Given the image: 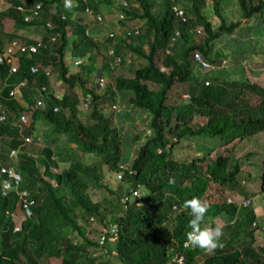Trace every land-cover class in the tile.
Here are the masks:
<instances>
[{
	"label": "trees",
	"instance_id": "obj_1",
	"mask_svg": "<svg viewBox=\"0 0 264 264\" xmlns=\"http://www.w3.org/2000/svg\"><path fill=\"white\" fill-rule=\"evenodd\" d=\"M7 2L0 11V53L14 39L33 42L21 38L20 30L42 26L45 34L35 53L18 54L14 72L7 60L0 63V167L18 173L17 190L33 200L26 213L17 192L0 195V264H111V252L117 264H197L201 254V264H264V216L253 212L255 201L264 211V144L258 143L263 147L257 179L243 172L237 156L239 141L264 132V89L250 82L244 68L253 65L254 55L248 64L242 58L234 68L229 66L228 73L199 79L191 57L197 50L220 64L226 56L214 48L215 42L231 47L242 36L239 30H255L254 24L252 30L245 26L248 22L241 26L243 18L255 16L264 31V0H234L236 8L229 11L224 0H74L70 11L64 0ZM36 3L38 16L24 21L27 11L18 12L16 6L27 9ZM111 5L118 9L116 22L128 32L109 36L113 25L105 30L102 21L100 28L94 24L93 37L85 36L79 15L84 6L101 14L100 6ZM4 18L13 31H3ZM135 22L133 32L127 26L133 28ZM114 70L118 73L110 72ZM50 73L56 86H51ZM20 81L24 86L9 96ZM41 86L44 95L38 93ZM121 91H128L127 101L148 114L143 121L146 136L128 166L121 162L123 140L111 120ZM248 94L256 96L254 103ZM36 99L42 100L41 108ZM81 99L88 105L83 116ZM26 115L22 122L20 117ZM58 137L64 139L61 144L54 143ZM185 137L203 143L216 137L221 143L210 149L214 155H198L191 151L192 143L180 144ZM257 155L250 151L245 159L256 163ZM105 173H113L126 187H111ZM5 177L0 173V184ZM254 178L258 187L252 193L241 180ZM101 188L114 197L93 200L92 192ZM135 188L142 191L137 197L128 192ZM123 195H129L124 204ZM193 197L210 205L206 222L212 225L207 220L217 216L227 219L220 238L223 247L206 253L184 245L192 217L182 204ZM116 209L120 213L114 215ZM9 211L22 216L17 231ZM93 222L99 226L96 238L90 236ZM109 224H116L117 240L100 246L99 235Z\"/></svg>",
	"mask_w": 264,
	"mask_h": 264
},
{
	"label": "rangeland",
	"instance_id": "obj_2",
	"mask_svg": "<svg viewBox=\"0 0 264 264\" xmlns=\"http://www.w3.org/2000/svg\"><path fill=\"white\" fill-rule=\"evenodd\" d=\"M224 1H225L224 6H226L229 9L230 6H228L227 1L226 0H224ZM73 5H74V0H73ZM6 6H7V0H0V10L4 9ZM99 9H100V12L102 14L103 24H104L102 26V22H101L99 25V28L102 26V28L106 30L108 28H111V26L107 25V24H112L113 29L110 31L116 32L117 26L120 25L116 22L118 9L113 5H111V7L109 6L107 8L104 6H100ZM242 22L243 21H240L241 25L246 24V23L243 24ZM247 22L248 23L245 26H248L250 28V30H252V28H253L252 26L254 24L255 30L248 32L247 37L238 36L237 40L233 41V43L231 44V47H229V51H231V53L230 52L229 53H230V55H232V57H234L236 59V61H238V60L242 61V58H243L244 63L247 62V64H248L251 61V57H252V54L248 50V48L253 47L254 52H256L255 57H260L259 63H260L261 67L259 65L252 66L251 68L255 71H251V68H249V67L247 68L248 65H245V67H244L246 69V72L250 75V77H253V76H259L260 73L262 72V69H264V37L255 36L254 34H262L263 35L264 31L259 30V26L257 25V19L255 16L248 18ZM136 23H138V22H136ZM11 24L12 23L10 20H7V18H4L2 21L3 30L13 31L14 28L11 26ZM91 27H94L93 23H91ZM69 31L70 30H68V33H69ZM110 31H107V32H110ZM239 31L241 34L242 32L246 33L249 30L244 27ZM107 32H106V34H107ZM17 33L22 35L21 38L26 37V39L28 38V39L34 40V39H40L44 35L45 30L41 26H33L27 30L26 29L20 30V32L18 31ZM220 47H221V41L214 43L215 49L220 48ZM240 51H242V54H240ZM242 63H241V65H242ZM256 64H258V63H256ZM117 69H119V68H117ZM123 69H124V67H123ZM195 69L199 72L198 77H197L196 73L194 72ZM116 70L110 71V72H112V74H116V73H118ZM194 71H193V74L197 77V79H199V77L201 75H208L211 73V72H209V70H205V69L200 68L197 63H194ZM103 73H105V72H103ZM107 79H109V77ZM49 80L51 82V86H56V84L53 83L54 77H53L52 73H50ZM60 90H62V89H60ZM184 93H186V91H184ZM129 95L130 94L128 91L118 92L117 97H118V99H120L119 100L120 102L117 105H116V103H113V104H115L116 110L113 111V117L111 119V120H113V122L117 126V130L119 131V133L122 136L123 142L121 145V162L125 166L129 165L131 159L134 156L133 150H135L137 148L136 146H138L139 144H141V142H143V138H145V136H146L145 133H147V130H148V128L146 126H144V123H143V121L147 118L148 114L146 112H143V110H141V109L133 107L127 101V97ZM188 95H189V93H186V97ZM182 96L184 97V95H182ZM180 97H181V95H180ZM81 102L82 103L79 105V110H80V114H81L80 116H83L84 114H86V109H87L88 105L85 101H83V99H81ZM254 102L255 101H253L252 103H254ZM106 111H107V107H104L103 112L105 113ZM41 128L43 129V128H45V126L40 127V129ZM44 132H45V130L43 131V133ZM258 140L259 139H256L254 136H252L249 139L239 141L240 143H239L238 147L242 150H240L238 152V155H237V156H241L239 158V160L241 161L240 166H241V169L243 170V172L249 173L251 177H255V178L260 173L259 160L262 157V156H260V151L263 147L262 145L264 144V143H262L264 140L263 135L260 137V140H261L260 144L262 143V145H258ZM63 141H64L63 137H58L54 140V143L55 144H61ZM187 142L193 144V145H189L190 147H193L191 149V151H193L194 154L197 153L198 155H205L207 153H210L209 152L210 149L216 150L217 148L214 147L215 144L217 146H219L221 143L216 137H215V139H209V140L207 139L206 141H204L205 143H203V141L201 142V140L198 137H195V138L185 137V138L180 140V144H185ZM197 142L199 144L194 146V144ZM229 146L230 145H226V146L224 145L223 147L224 148H230ZM250 151H255L258 154L257 156L254 157V161H256V163H251L252 158L245 159L246 155ZM210 155H214V152H211ZM105 176H106V183H108L111 187L113 185L114 187L118 186L120 189L121 188L123 189L127 185L126 183H123L122 181L119 182V180H116L115 175H113V173H111V174L105 173ZM255 178L252 179V182H254V184L250 181L247 182V180H244V182L247 183V188H249V190H247V191L252 192V193H255L257 191V187H258V183L256 182ZM252 184L254 185V188H252ZM138 192L142 193L140 188H138ZM91 197L93 200H98V201L103 202L102 199L103 200L106 198L112 199L114 197V194L107 191V189L101 188V189H97L96 191L92 192ZM262 197H263V195H262ZM254 199L256 200L257 198L254 197ZM255 202L257 203V201H255ZM256 203L253 204V205H255L253 212L256 213V215L264 216V211L261 208V204L257 205ZM107 208H109V206H107ZM112 213L114 215H117L120 213V211L118 209H116V210H113ZM109 215L110 214H107V217L105 220L108 219ZM207 221H211V223H212V225H211L210 222H206L209 226H212V227L219 226L222 230L223 225H224V223H226L227 219L223 216H217V217L208 219ZM89 226H90V234H91L90 236L92 238H96L97 233L99 231V226H98L97 222H95V223L93 222ZM261 229L263 231L262 238L264 239V225L261 227ZM203 255L204 254H201L197 258V264H201ZM108 260L110 261L111 264H117V260L115 259V253L114 252L109 253Z\"/></svg>",
	"mask_w": 264,
	"mask_h": 264
},
{
	"label": "clouds",
	"instance_id": "obj_3",
	"mask_svg": "<svg viewBox=\"0 0 264 264\" xmlns=\"http://www.w3.org/2000/svg\"><path fill=\"white\" fill-rule=\"evenodd\" d=\"M207 2L209 3V1H207ZM7 6H8V2H7ZM18 6L19 5L16 6V10L18 12L27 11V14H25L24 17L25 16H29V18L27 20H25L23 18L24 21H28V20H30V19L38 16L39 3H36V4L30 6L27 9H24L22 6H19V7H21V9H17ZM63 6H64L65 10H69L70 11L73 8V6H74L73 5V0H64ZM126 6H128L127 5V2H126ZM85 9H88L89 12H86ZM32 11H35V14L32 15ZM51 11H52V9H51ZM79 15L81 17V23L83 25H85L84 35L85 36H88V37H93L94 36L93 32L95 30H94L93 27H91V23H93V24H95V23L100 24L103 21L102 14H99L98 12L92 10L91 8H89L87 6H84V8L79 13ZM60 18H63L64 19V16L61 15ZM243 19H245V18H243ZM260 19H261L260 27H262V29H264V25H263L264 24V12H263V15H262V17ZM2 21H1V23H2ZM244 22L246 23L247 22V19H245ZM257 23H259V22H257ZM136 25H137V23L135 22L133 24V28L130 27V26H127V28H129L130 30H133V32H136V29L138 28ZM45 26H46L47 29H50L51 28V24L49 22H46L45 23ZM241 26H244V25H241ZM65 29L67 30V32H68V30H70V28H68V27H65ZM194 30H195L196 33L199 32L198 28H196V29L194 28ZM3 31H6V30H3ZM123 32H128V31H127V29L125 27H123L121 25H118L117 28H116V32L115 33H123ZM249 32H251V31H249ZM113 33H114L113 31H110L107 34L109 36H112ZM56 36H57V33L55 35H51L49 37V41L50 42H54ZM259 37H264V34L263 35L262 34L259 35ZM41 38L40 39H34L32 43H28V44H36L37 42H39V46L37 47V50H38V48L41 46V42H42L41 41ZM12 41H16V42L20 43L18 40H15V39L12 40ZM21 44H25V43H21ZM28 44H25V45H28ZM9 45L10 44H8L5 47V49ZM5 49L0 54H2L5 51ZM35 52H33V53H35ZM19 53L31 54V53H28V52H17L16 51V52H14V54H12V55H14V58L13 59H11V56H9V57L4 58L0 63H2L3 61L7 60L9 62V67H12V66L15 67L14 68V71H15V69H16L17 56H18ZM195 54L198 56L197 58L195 57ZM191 57H192V60H193L194 63H197L200 68L205 69V70H212L215 67V65H216L215 63L213 64L210 61H208L207 59H205L201 55V53L199 51H197V50L192 52ZM201 62H205L207 65L203 66L201 64ZM45 70L48 71V69H44V72H45ZM160 70L161 71H164V68L160 67ZM14 71H11L10 70V72H14ZM48 73H49V71H48ZM204 83L206 84V81ZM16 86H14L13 88H16ZM185 95L186 94H184V96ZM114 107L115 106H112V108H114ZM1 119H2V117H0V120ZM26 119H27V115H26ZM247 182H249V181L247 180ZM169 184L170 185H174L175 184V179L174 178H170L169 179ZM243 185H246L247 186V183L245 182ZM182 208L185 209V210H188L189 213H190V216L192 217L190 219V221H189V224H188V228L190 230L186 233V245H185L186 247L199 248V249H201L203 251H206V252L214 251L217 248L223 247L222 243L220 242V238L222 236V230H221V228L219 226L212 227V226H209L206 223V218L208 216L209 209H210V205L208 204V202L203 201L200 198L193 197L191 199L185 200L183 202V204H182ZM17 215L19 216V214H17ZM255 215H256V213H255ZM252 225H254V223Z\"/></svg>",
	"mask_w": 264,
	"mask_h": 264
},
{
	"label": "built area",
	"instance_id": "obj_4",
	"mask_svg": "<svg viewBox=\"0 0 264 264\" xmlns=\"http://www.w3.org/2000/svg\"><path fill=\"white\" fill-rule=\"evenodd\" d=\"M17 9H21V7L18 6ZM85 11L86 12H89L88 9H85ZM178 13L180 14V12H178ZM33 14H35V11H32V15ZM28 18H29V16H25L24 17L25 20H27ZM38 46H39V42H37L36 44H28V45H25V44L18 43L16 41H12L10 43V45L5 49V51L2 54H0V62L4 58L9 57V56H11V59H13L14 58V55H12V54H14V52H16V51L17 52L33 53V52H35L37 50V47ZM195 57L197 58L198 56L195 54ZM74 63H78V61H74ZM201 64L203 66L207 65L205 62H201ZM14 68L15 67L12 66V67H10V70L11 71H14ZM31 70L32 71H35L36 68H32ZM45 74L46 75L49 74L47 70H45ZM22 86H24V82L20 81L17 84L16 88H13V89L9 90L8 94L9 95H13L14 94V91L17 89V87H22ZM38 93L39 94H43V95L46 94L45 87L44 86H41L39 88V92ZM53 96L55 98H58V95L55 94V93L53 94ZM35 105L38 108H41L43 106L42 100L36 99L35 100ZM52 110L53 111H56V107L54 106L52 108ZM20 119H21L22 122H25L26 121V118L24 116H21ZM10 155L11 156H15V151L14 150H11L10 151ZM126 169H127L128 173L131 172L128 168H126ZM0 173L1 174H5V176H6L2 180V182L0 184V194L2 196H5L9 192H13V191L17 192L18 193V197L20 199L21 206H22V208H24V210H26V213H27V208H28V206L32 205L33 200L32 199H24L23 196L25 195V191L24 190H21V191H18L17 190V187L16 186H17V184H18V182L20 180V177H19L18 173H16L11 168H4V167H0ZM118 177H119V175H118ZM241 183L244 184L245 182L242 180ZM128 192L133 197L134 196L135 197L139 196V192H138L137 188H135V189H129ZM262 195L264 197V194H262ZM128 196L129 195H123L121 197L120 200H121V203L122 204H124L126 202V200L129 199ZM229 200L230 199L228 198L227 201H229ZM242 204L243 205H247L248 204V200L247 199L246 200H243L242 201ZM8 214H9L10 218L12 219V221L14 223L13 231L19 230V228H20V226H19L20 225V220H21L22 216L21 215L18 216L13 211H9ZM89 221L92 222V218L91 217L89 218ZM106 235H107V237H105ZM117 236H118V233H117V226H116V224H109L107 228H103L102 229V232L99 235V238L97 240V243L100 246L104 245L105 242H107V244H111L112 242H114V241L117 240ZM184 245H186V243H184ZM180 260H181V258H178V261H180Z\"/></svg>",
	"mask_w": 264,
	"mask_h": 264
},
{
	"label": "crops",
	"instance_id": "obj_5",
	"mask_svg": "<svg viewBox=\"0 0 264 264\" xmlns=\"http://www.w3.org/2000/svg\"><path fill=\"white\" fill-rule=\"evenodd\" d=\"M226 1L228 3V6H230V8H232L233 10L236 8V3L234 2V0H226ZM223 7L226 8L228 11L230 10V8L228 9L226 6H223ZM241 21H243L242 22L243 24L245 23L244 22L245 19H242ZM241 34H242V37H244L243 34L245 35V33L242 32ZM220 48L222 49V53L225 54L226 58H224V60H221L220 61V64H218L219 63L218 62L212 70H209V72H211V74H216L218 71L220 73H228L229 72V70H228L229 69V66L230 67L232 66V68H234L235 64H237L236 59L234 57H232V55H230L231 51H229V47L228 46H226L225 44H221V47ZM251 54L254 55L253 60L255 62L253 63V65L247 66V68L248 67L251 68L252 66H256V65H259L260 66V63H259L260 62L259 61L260 60V57H255L256 52H254V51H251ZM256 63H258V64H256ZM251 71H255V70H253L251 68ZM263 71H264V69H262V72L260 73L259 76L250 77L249 74H248V76L251 79L250 82L257 83L258 85H260L264 89V72ZM254 96L255 95H250V94H249V96L247 95V99H248V101L250 103H252L253 101H256V98H255L256 96L255 97ZM260 135L261 136L263 135V139H264V132H262V131H259V133H257V134L254 135V137L256 139H259L258 140V143H260V141H261L260 140V137H261ZM262 143H264V140H263Z\"/></svg>",
	"mask_w": 264,
	"mask_h": 264
}]
</instances>
